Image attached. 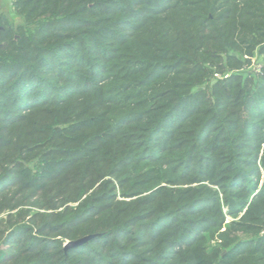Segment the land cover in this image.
Returning a JSON list of instances; mask_svg holds the SVG:
<instances>
[{
  "label": "trees",
  "instance_id": "16d2710c",
  "mask_svg": "<svg viewBox=\"0 0 264 264\" xmlns=\"http://www.w3.org/2000/svg\"><path fill=\"white\" fill-rule=\"evenodd\" d=\"M9 1L0 264H264V0Z\"/></svg>",
  "mask_w": 264,
  "mask_h": 264
},
{
  "label": "rangeland",
  "instance_id": "374dc122",
  "mask_svg": "<svg viewBox=\"0 0 264 264\" xmlns=\"http://www.w3.org/2000/svg\"><path fill=\"white\" fill-rule=\"evenodd\" d=\"M0 13H4L5 15H7L8 17H11L12 18V14H11V9H10V1L9 0H0ZM19 23H23V21L16 17L14 19V24L17 25ZM251 65L246 69L247 71H250L248 73H251L252 77L255 78L256 75L260 74L261 72V66H260V63H259V60H257V57H252V60H251ZM146 194V193H144ZM0 218H2L1 220L4 221V223L7 222V217H6V214L5 213H2L0 214ZM228 218V217H227ZM18 221V217L17 218H14L12 217L11 220H10V224L13 225L14 223H16ZM8 223V224H9ZM4 226H0V244L3 242L4 240V233L2 234L1 231L4 229L3 228ZM67 242H65L66 244Z\"/></svg>",
  "mask_w": 264,
  "mask_h": 264
},
{
  "label": "water",
  "instance_id": "95a60500",
  "mask_svg": "<svg viewBox=\"0 0 264 264\" xmlns=\"http://www.w3.org/2000/svg\"><path fill=\"white\" fill-rule=\"evenodd\" d=\"M93 237V235H86V236H83L79 239H76V240H73V241H68L65 246H64V249H68V248H71V247H77V246H80L82 244H84L85 242H87L89 239H91Z\"/></svg>",
  "mask_w": 264,
  "mask_h": 264
}]
</instances>
